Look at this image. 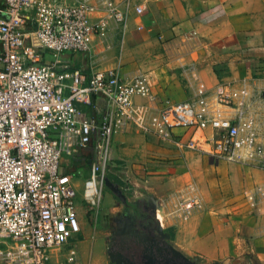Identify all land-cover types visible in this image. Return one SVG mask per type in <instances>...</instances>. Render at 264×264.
Wrapping results in <instances>:
<instances>
[{
    "label": "built area",
    "instance_id": "obj_1",
    "mask_svg": "<svg viewBox=\"0 0 264 264\" xmlns=\"http://www.w3.org/2000/svg\"><path fill=\"white\" fill-rule=\"evenodd\" d=\"M130 3L4 0L0 18V264H75L71 243L81 231L74 174L62 158L92 146L80 199L100 204L112 167V142L137 125L143 133L214 160L264 171V138L250 114L261 94L246 79H222L192 98L158 101L146 75L124 78L118 67H72L64 52L91 53L93 38L128 31ZM144 4L134 6L137 14ZM185 32L180 39H197ZM179 39L164 42L169 47ZM165 47V48H167ZM51 52V59L44 54ZM264 92V87L260 93ZM94 97L104 101L101 107ZM143 98L146 103H136ZM83 107L92 110L85 112ZM187 131L183 140L173 129ZM264 195L258 186L249 195ZM198 197L179 202L190 212ZM58 248L56 256L51 252ZM63 248L64 261L53 262Z\"/></svg>",
    "mask_w": 264,
    "mask_h": 264
},
{
    "label": "crops",
    "instance_id": "obj_2",
    "mask_svg": "<svg viewBox=\"0 0 264 264\" xmlns=\"http://www.w3.org/2000/svg\"><path fill=\"white\" fill-rule=\"evenodd\" d=\"M75 1L102 7L105 2L120 3L124 0ZM129 3L128 31L117 60L112 56L114 53L111 52V42L114 41L111 38L120 33L114 27L105 38H93L90 54L64 52L60 59L69 61L72 67H82L87 73L90 69L118 67L124 78H130L133 75L131 30L142 28L151 36L159 35L164 42L177 38L179 33L194 30L201 41L203 39L205 50L212 54L211 63L221 62L226 65L228 72L236 74L234 77L225 75L224 79H246L253 94H261L259 98L264 99L263 93H260L264 87V0H129ZM138 4H144L143 14L134 11V6ZM3 9L4 0H0V18L4 17ZM94 54L100 58L96 59L101 63H107L108 66L94 67L93 61L87 58V55L92 57ZM44 56L48 60L52 55L47 52ZM203 70L211 72L210 78L213 83L219 81L213 69L208 68V64ZM203 70L201 69V73ZM254 75L259 76L257 78ZM199 90L194 92L192 89L190 91L193 93L192 97ZM151 91L158 101L169 94V89L160 86H155L154 89L151 87ZM172 97L177 99L176 101L184 100L177 96ZM94 101L104 107L105 103L101 98L94 97ZM135 102L146 103V100L137 98ZM260 105H262L260 99L253 104ZM83 109L88 114L92 113L91 109L86 107ZM172 131L177 135L184 133L182 128ZM87 149L91 152L87 155L92 160V146ZM85 150H79L69 157L72 158L71 164L85 156ZM183 151L182 148L164 142L153 134L143 133L137 125L115 135L112 142V162L116 165L115 169L121 168L119 171L131 179V186L134 187L136 194H139L136 196L137 199L153 202L162 210L161 228L166 233L168 227L179 224L163 222V212L167 213L163 211V206L171 208L176 200L181 198L183 185L174 179L173 183L169 182L174 187L165 183L160 184L161 180L157 184L154 182L156 184L154 186H147L146 192L135 187L141 186L143 181L146 183L158 178L159 174L162 176L174 174L179 168L178 162H183ZM186 155L185 158H189L188 154ZM199 156L201 157L198 158V163H194L193 167L199 168L201 164L207 163L214 175L209 181L222 191V195H214L213 187H209L204 197L213 203L208 204L206 211L198 209L194 215L186 217L187 219L181 222L175 231L172 230L174 233L171 240L185 253L191 251L192 247L194 251H199L200 256L217 259L221 264H264V195L249 198L256 187L264 186V171L250 165L214 160L200 154ZM68 163L66 160L64 164ZM66 171L74 174L78 188L80 181L76 180L77 175L82 177L81 182L87 178L84 177L82 168L71 165ZM171 202L173 203L170 204ZM240 203L250 208L252 213L239 214L237 211ZM227 212L229 215H224ZM79 221L82 225L83 220ZM181 227L182 229H178ZM61 261L59 258L58 262ZM75 264H78V261Z\"/></svg>",
    "mask_w": 264,
    "mask_h": 264
},
{
    "label": "rangeland",
    "instance_id": "obj_3",
    "mask_svg": "<svg viewBox=\"0 0 264 264\" xmlns=\"http://www.w3.org/2000/svg\"><path fill=\"white\" fill-rule=\"evenodd\" d=\"M184 33L185 32L179 33V39L174 41V43L169 47L165 46L167 47L165 48L163 44L164 42L159 35L153 34L151 36L142 28L140 30H131V74L146 75L148 82L152 85L151 87L153 89L155 86L169 89L170 95H166V97H164L161 101H176L177 99H172V96H177L179 99H187L192 97L193 93L190 92L192 89H194V92L198 89L202 90L204 88L212 90L220 80L224 79L223 77H225V75L231 77L236 76V74L227 71L225 64L221 62L215 64L211 63L210 56L212 54L205 50L206 48L202 43L203 39L201 41L198 33L197 39H180ZM125 38L126 35L122 37L119 34H116L114 38H111L114 41L111 42V52L114 53L112 56L116 57L115 60H117L120 56L121 45ZM48 54L51 55V52L48 51ZM87 58H89L90 61H93V66L96 68L108 66L106 65L107 63H101V61L98 60L100 58H98L96 54L92 57L87 55ZM207 64L208 68L211 67L213 69L217 79H219V81L217 80L218 82L215 81L213 83L210 78L212 76L211 72L203 70L207 68ZM201 69L203 70L202 73ZM254 76L258 78L259 75ZM259 99L262 105L252 106L253 108L250 114L253 118L257 132L264 138V99ZM183 132L184 133L180 134L179 137L184 140L186 138L187 131ZM183 150V162H178L177 166H179V168L175 170L174 174L168 173L164 174V176L159 174L158 178H153V180L146 183L143 181L141 186L135 187L143 192H146L147 186H154L160 180V184L165 183L168 186L171 185V187H174L172 186L173 184L169 183L170 181L173 183L174 179H177L183 185V195L181 198L176 200L175 204H173L171 208L163 206V211H167V213L163 212V222L168 221L170 224L177 222V224L181 225V222L194 215L195 211L198 209L206 211L208 204L213 203L204 197L207 195L206 192H208L209 187H213L214 195H222V191L218 190L216 185L210 183L209 181L210 179H213L214 175L212 170H209L208 164H201L199 168L193 167L195 165L194 163H198V158L201 156L186 150L185 148H183ZM85 151L86 153L84 154L91 153L89 149H86ZM186 154H188L189 157L187 159L185 158V156H187ZM69 157L70 156H64L62 158V169L65 171L68 168L70 169L71 166L70 160H72V158L70 159ZM66 160L69 161V167L64 164L66 163ZM120 169L121 168L115 169L112 167L109 171H107V174H111L113 176L115 175L121 181L119 187L125 195L126 204L121 203L120 199L117 198L115 194H113L103 184L99 207L94 210L89 209V207L79 198V194L81 193L82 177L77 175L78 178H76V180L80 181V189H76L78 194V200L76 199V208L79 220H83V223L79 234L74 236L75 239L71 243V246L75 247L77 250L78 264H107L106 247L109 244L110 237L113 235L114 226L116 224H126L125 222H127V224H136V217L133 214L134 209H140L141 203L143 202L136 198L139 194H136L137 192L134 187L131 186V179L125 175V173L120 172ZM154 182H156V184H154ZM187 197L199 198V204L196 205L190 212H184L179 206V202ZM172 203L173 202L170 204ZM238 206L240 207L237 211L239 214L242 215L246 212L252 213L251 209L246 205H242L240 203ZM220 214L222 215L223 212ZM232 214L233 213H231V215ZM224 215H229V212L224 213ZM179 225H173L174 227H168L165 230L169 233L168 242L175 248L177 247L171 239L175 228ZM173 229L174 231H172ZM178 229H182V227ZM67 249L68 248H63L59 253V257L52 259L53 262H58L59 258L64 261L63 253L67 251ZM177 249L190 259L197 256L199 258V263L197 264H212L219 262L214 258L200 256L199 251H194L192 247L191 251L188 253H185L179 248ZM57 250L58 248L52 249L51 254L53 257L56 256L55 254L57 253Z\"/></svg>",
    "mask_w": 264,
    "mask_h": 264
},
{
    "label": "water",
    "instance_id": "obj_4",
    "mask_svg": "<svg viewBox=\"0 0 264 264\" xmlns=\"http://www.w3.org/2000/svg\"><path fill=\"white\" fill-rule=\"evenodd\" d=\"M264 97V92H263ZM104 185L122 203H126L125 195L118 184L108 177L104 179ZM169 234L157 226L147 233L132 234L130 242H121L116 248H109L107 254L110 264H197L199 258L192 259L183 254L168 242ZM212 264H221L220 262Z\"/></svg>",
    "mask_w": 264,
    "mask_h": 264
},
{
    "label": "flooded vegetation",
    "instance_id": "obj_5",
    "mask_svg": "<svg viewBox=\"0 0 264 264\" xmlns=\"http://www.w3.org/2000/svg\"><path fill=\"white\" fill-rule=\"evenodd\" d=\"M133 214L136 217V224H127L125 222L126 224H116L114 226L113 235L110 237L109 244L106 247L107 264H110V259L107 254L109 248H116L121 242H130L131 233H147L157 226H161V210L153 202L141 203L140 209H134Z\"/></svg>",
    "mask_w": 264,
    "mask_h": 264
},
{
    "label": "trees",
    "instance_id": "obj_6",
    "mask_svg": "<svg viewBox=\"0 0 264 264\" xmlns=\"http://www.w3.org/2000/svg\"><path fill=\"white\" fill-rule=\"evenodd\" d=\"M216 72V70H215ZM90 156L85 154V156H82V158H79L78 160H75L72 162L71 165H73V167L75 166V168H82L84 170V177H88L89 176V167H90ZM113 161V160H112ZM77 166V167H76ZM106 177H108L111 181H113L116 184H120V180L114 175H106Z\"/></svg>",
    "mask_w": 264,
    "mask_h": 264
}]
</instances>
